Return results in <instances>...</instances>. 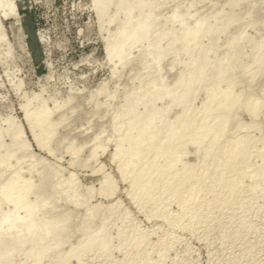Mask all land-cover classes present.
I'll return each instance as SVG.
<instances>
[{
  "label": "rangeland",
  "instance_id": "1",
  "mask_svg": "<svg viewBox=\"0 0 264 264\" xmlns=\"http://www.w3.org/2000/svg\"><path fill=\"white\" fill-rule=\"evenodd\" d=\"M10 1L16 4L15 9L18 10L17 15L2 19L8 41L0 42V144L4 145L0 147V152L1 155L8 151L13 153L6 157L7 160L10 158L6 163L5 156L0 155V158H4V164L0 165L4 172L2 177L0 175V186L13 175L14 170L17 172L22 167L19 175H23L25 183L27 180L32 185L25 198L33 200L40 185L47 180L45 193L37 199L38 206L43 209L40 211L45 210V213L36 212V216L40 218L43 215L40 219H45L42 221L47 218L49 221L56 214L68 218V224L62 222L68 225L66 229L63 224V229L69 235L65 244L61 248H51L49 255L36 264H58L59 253L67 252L69 247L76 246L96 230H99L100 239H107L105 247L93 245L78 258L71 256L59 264H264V188L251 191L250 178L242 180L237 196L228 206L220 207L226 193L212 176V154H209V177L196 192L197 206L191 202L178 204L176 198L169 197L168 192L146 201L131 186L129 176L120 177L118 161L111 158L118 136L127 128V115L116 121L127 99L135 96L137 101L134 106L138 114L152 110L158 115L165 112L168 122H172L180 112L179 107L168 98L150 101L144 93L151 85L161 82L166 85V91L174 92L176 78L185 62L189 61L186 57H177L184 42L177 40L173 51L158 63L154 62L152 54L160 47L157 48V37L163 38L165 32L171 33L178 28L176 19L170 18L171 13L175 10L177 14H184L189 7L191 16L187 14L186 24L188 20L191 22L187 25L196 20L200 45L214 47L209 51L211 55H208L211 66L214 67L225 54L229 40L245 38L241 52L236 55L241 59L238 61L235 56L229 61L235 70V82L229 91L238 93L245 85L244 97L257 96L259 99L255 116L243 104H235L227 116L224 132L210 143L217 146L225 138L234 141L249 139L250 147H258L259 152H253V148H250L246 162L253 166L261 163L264 158V68L249 82L246 81L251 79V75L241 68L254 62V45L264 39V0H146L139 8L135 6L137 0H123L117 10L115 4L118 0H111L101 21L90 5L91 0ZM148 11L154 16L153 30H157L155 36L153 32L152 36L150 34L153 38L149 36L148 40L152 39L153 42L134 44L127 52L128 61L124 66L118 64L117 58L109 61L104 49L108 42L114 45L118 43V37L114 39L117 28L128 21L125 27L130 29ZM204 23L214 29L220 28L223 23L227 25L223 32H215L204 38L203 31L207 30ZM160 32L163 36H159ZM170 35L166 37V34L158 42L161 49L166 46ZM141 51L146 54L141 55ZM229 77L226 74L223 78ZM214 80L216 78L209 70L188 98L187 113H196L194 124L202 122V112L210 108L202 107L201 103L215 84ZM225 92L220 91L217 98L223 100ZM44 99L46 105L43 104V107L49 108V111L55 109L50 112L51 119H48L51 121L53 118L55 122L52 120L48 124L59 122L55 126L52 124L53 128L49 127L52 131L56 129L55 133L52 132L53 136L47 130L48 120L45 121L47 125L44 122L35 127V132L43 131L44 134L39 132L40 137L48 138L45 144L49 149L45 147L46 150L38 148L34 142L21 110L25 106L33 113L31 110L40 107ZM230 106L231 101L227 100L218 107ZM212 120L213 113L205 122ZM115 122H118L116 129L113 127ZM15 123L19 125L18 131H24V134L21 132L22 140L25 136L23 141L28 142L27 145L24 142L21 148L17 145L20 149L16 145L10 146L12 132H17ZM46 135L52 136V139ZM204 143L200 144L202 149L210 144L207 139ZM194 146L192 143L182 146L184 156L181 162L193 165V173L198 174L199 158L203 151H196ZM10 147L16 149L10 151ZM21 153H25L22 158ZM5 164L8 166L5 167ZM4 168H10L13 173L9 171L12 174H8ZM103 173L107 178L110 176L111 187L101 183ZM71 177L76 185L74 182L67 183ZM60 186H65L63 189L68 191L57 189ZM69 187L75 189L74 196ZM55 190L64 192L56 193ZM190 192L185 188L181 195L188 196ZM0 205V213L12 209L6 203ZM193 213L196 214L195 218L191 217ZM27 245H21L22 249H13L10 245L8 248H12L13 253H10L12 256L8 263L32 264V259L25 254L29 247Z\"/></svg>",
  "mask_w": 264,
  "mask_h": 264
},
{
  "label": "bare ground",
  "instance_id": "2",
  "mask_svg": "<svg viewBox=\"0 0 264 264\" xmlns=\"http://www.w3.org/2000/svg\"><path fill=\"white\" fill-rule=\"evenodd\" d=\"M145 1L146 0H137L135 2V6L139 8L145 4L144 3ZM110 2L111 0H91L90 5L93 7L92 9L95 10V13L100 21L107 12V7L110 4ZM14 4L10 0H0V42L2 43L8 41L6 40V34L3 29L2 19H7L10 18L11 16L17 15L16 11L18 9L17 8L15 9L16 4L15 5ZM122 4H123V0H118L117 3L115 4V10H117ZM147 8L148 10L150 9V5H148V3H147ZM188 8L189 7H187L184 14H177L175 10H174L175 12L173 11L171 13L170 18L176 19V22L178 23L177 24L178 28L177 29L173 28L175 32H173L174 30H172L171 32L170 29L169 31L171 33L169 32L167 33L164 30L165 36L167 34L166 37H168V34H172V35L169 36L170 37L168 38L169 40L167 39L168 40L166 41L167 44H165L166 46H163L164 47L163 49L160 48L161 45H159L158 43L161 42L163 38H165V36H163V33L161 32L159 33V36L160 34H162L163 38L157 37L158 35L156 36L157 39L158 38L160 39L159 41H157V39L155 40L156 37H154L153 39L158 44L157 48L160 46L159 47L160 49L159 48L155 49V52L152 54V58L155 63H158L163 56L173 51V48L176 46L175 44L177 40L182 39V41L184 42V47L181 50V54H178L177 57L179 59L186 57L189 59V61L185 62L183 66V70L176 78L175 81L176 88L174 92L169 93L168 90L167 92L164 88V86L166 85L163 82L158 84L151 83L153 85H151L150 88L148 87L147 88L148 90L145 89L147 90L145 93L143 92L144 95L148 96L149 98L148 100L150 101L162 99L164 97L168 98L170 102H173L179 107L180 112L174 117L175 119L172 120V122L170 121L168 122V120L165 119V116L167 115L165 112H162L158 115L154 110H152L144 114H138L137 112H135V106H136L135 103L137 100L135 101V96L130 97L129 99H127L123 108L120 110V112L116 117V121H117L123 115H127L128 122L125 131L118 136V140L114 145L111 158L113 160L116 159L118 161V169H119L120 177L129 176L131 186L135 188V190L138 192L136 193L141 195L143 200L150 201L153 198V196H161V194L168 192L170 194L169 197L176 198L178 204L183 205L186 202H191V204H193L194 206H197L195 205L196 192L199 191L200 186L209 177V175L207 174V170L211 162V164L213 165L212 171L214 172V175L212 176L216 178L215 182L219 184L221 189L226 193V198L221 202L220 207L228 206V204H230L237 196L241 188V182L244 178L247 177L250 178V182L252 183L249 184L250 185L249 188L251 191H254L257 188H264V158H262L261 163L258 166H253L246 162L248 156L250 155V148H253V152L256 153L259 152L258 147L256 146L250 147L249 145L250 140L246 138L238 139L235 141L229 138H225L222 141V143L217 146H214V144L210 142L214 141L215 137L221 136L222 132H224L227 116L229 112L232 111V108L234 107L235 104L236 105L243 104L244 108H246V110L249 113L255 116L257 115L259 109V99L257 96H254L252 98H249L250 97L249 96L248 99L244 97L245 94L244 91L246 90V86L244 84L243 85L245 86V90H243L244 89L243 86L241 87L242 89L238 93H233L231 90L229 91V89L235 82V76H233L235 70L231 65H229V61H231L237 54H239V51L244 45L245 38L238 37L229 40L226 44L227 53L225 52V54L222 55V57H220L216 61L214 67L211 66V62L208 55L210 53L209 52L210 49L213 46H211L210 48L207 45L205 46L200 45L201 39L200 41L197 39L199 26L196 23L197 22L196 20L194 21L193 24L190 23L191 25H187L189 24V22H191V20L190 21L188 20V23L186 24L185 22L187 21L186 16L187 14H189ZM189 16L191 15L189 14ZM152 17L154 16H151L150 11H148L147 13L142 14V17L136 20L133 26L130 27V29H127L125 27V25L128 24V21L127 23L125 21L117 28L116 36H114V39L115 37H118V39L116 38L118 40V43L114 45L113 43L108 42L106 43L104 49L109 61H111L113 58H117L118 64L124 66L125 63L128 61L127 52L134 44L150 43L152 39H150V41L148 39L152 36V32H153V36H155L154 33L157 32V30L156 32L153 30L154 18ZM226 25L227 23H223L220 28L214 29L210 25L208 27V25L206 24L207 30L206 31L204 30L205 32L203 31L204 34L203 37L204 38L205 36L208 37L215 32H220V31L223 32L224 31L223 29ZM203 28L204 27L202 25L201 29ZM199 36H201V34ZM180 41L181 40H179V42ZM254 47L256 49L253 52V57L255 59L254 62L252 64L245 65L241 68L242 71H247L249 75H251V79L247 80L246 82L251 81L255 77V75L264 68V39H262L261 42L259 41V44L256 43V46L254 45ZM144 48L145 46L143 45L142 49ZM141 52H142L141 55L146 54L144 53V51ZM236 57L238 61L239 59H241V57L238 58L239 56ZM236 65L234 66L238 67ZM113 70L114 69H112V71ZM209 70H212V74L216 78V80H214L215 84L211 88L210 92L203 99L201 106L202 107L210 106V108L202 112L203 113V115L201 116L202 122L194 124L196 113L194 112L187 113L189 108L188 98L190 95L194 93V91L201 83V79L205 74H207ZM114 72L115 71H113V73ZM226 74L230 75V77L224 79L223 77ZM223 90H226V92L224 93L225 95L223 96V100L222 99L219 100L217 96L219 92ZM45 100L46 99L42 101L41 103L42 105H39L40 107L35 106L36 107L35 111L31 110L33 111V113H30L29 112L30 110L28 109L29 110L28 111L24 105H23L24 106L23 109L19 107L22 110V112H24L23 115L25 117L23 118H26V121L29 124L28 129H30L29 131L31 132L29 134L32 135L34 142H36L37 143L36 145L39 146L38 148H42V149L45 147L47 148L45 141H47L48 138L47 137L43 138V136L40 137V135L38 134L41 130L39 131L37 128V131L39 132H35L36 130L35 127L36 126L38 127L48 119L50 120L51 119L50 112L52 110L55 111L54 108L51 111H49L50 110L49 108L48 110L46 109L45 106L43 107V104L46 105ZM227 100L231 101L230 107H225V108L218 107L222 104V102L224 103ZM56 107L58 108L59 106ZM27 108L29 107L27 106ZM212 113H213V120L210 122H205L206 118H208L209 115L211 116ZM49 120L46 121L47 124L49 122L54 121L53 118H52L53 121L52 120L49 121ZM56 123L54 124L51 123L50 125L46 124L48 126L47 127L48 133L49 132L55 133L56 129H53L52 131L49 130V127L50 129L53 128V126H55ZM10 124L11 121L8 123V125ZM45 124L43 125L46 126ZM15 125L17 126L16 123ZM117 126H118V122H115L113 124L114 129H116ZM18 127L19 125L16 127L17 129L15 128L17 130L16 133L15 131L12 132L13 137L11 138L12 143L10 146L12 147L13 145L14 146L19 145L21 148L24 146V144L27 145L28 142L23 141L25 140L24 139L25 136H23L24 138L22 140L21 134L24 131H20V130L18 131ZM40 127L42 128L43 126ZM44 128L46 129V127ZM44 132L45 134H47L46 133L47 131ZM41 133H43V131H41ZM51 133L50 135L53 136V133L52 134ZM96 138L97 137H95L94 140H96ZM205 139H207L208 143L210 144L206 145L202 149L201 147L202 145L200 144L203 142L204 145ZM186 143L194 144L196 151H199L201 149L203 151V155L199 158L200 171L198 174L193 173V169H194L193 165L190 164L187 165L181 162V159L184 156L182 146L185 145ZM2 145L3 144H0V147ZM28 146L30 145L28 144ZM11 147H10V151L13 148H15L13 147L11 149ZM6 148L4 147V149ZM47 149H49V147ZM26 152L25 153L28 154V151ZM6 153L7 154L5 155H1L2 153L0 152V155L5 156L6 159V157L11 156L12 155L11 153L13 152L8 151ZM209 154H212L210 156V162L207 160ZM24 155L22 154L21 158L24 157ZM9 159L10 158H8V160ZM16 159L17 158H15L14 160ZM8 160L6 159L5 163L8 162ZM3 162H4V158L2 157L0 158V165L4 164ZM7 164H5V167ZM239 165H242V167L239 168ZM10 168H11V164H10ZM10 168L9 170L7 168H4V170L6 169L9 172L11 171ZM16 168L18 167L16 166ZM1 169L3 168H0V170ZM20 170L18 169L17 172L16 170H14L15 171L14 173L12 170L11 172L13 173V175L9 176L6 182H3L2 186H0V204L6 203L12 206V209H10L9 211L0 213V264H10L8 262L10 261L9 259L12 256V255L10 256V253L13 251L12 248L20 249L19 247H21V245L26 246V244H28L30 248L28 247L27 249L28 251L26 250L25 254L26 256L32 259V264H36L39 261H41L43 258H45L47 254L49 255V250H51V248L54 247L61 248L60 246L65 244L69 236L68 233L66 232V229L68 228L66 227V225L68 224L67 221L68 218L63 216V214H56V215L53 214L55 216H52V219L49 216V218L51 219L49 221H47L48 218L46 219V221H42L45 219L44 218L45 214L43 217L44 219L42 220L40 218L43 215H40L39 216L40 218L36 216L38 214L45 213V210L44 212H41L43 211V209L38 206L37 199H39L41 195L45 193L47 180H45L40 185V189L37 191L38 194L36 193L34 199L29 200L28 198H25V196H27L32 185L30 181L27 182V180L25 183L24 181L25 179L23 180L24 178L23 175H22L23 178L21 177V174L19 175V172H21ZM3 173L4 172H2V174L0 173L1 177L3 176ZM12 173L9 172L8 174H12ZM226 175L228 177H226ZM109 177L107 178L105 174L102 175L101 183L103 184V186L105 184L106 185L109 184V186L111 187L112 180L110 181L111 178L109 179ZM3 178L6 179V176H4ZM70 179L71 181L67 182L68 184L74 182L72 181L73 180L72 177ZM75 183L76 182H74L73 184ZM71 185L72 184H70L69 186ZM62 186H60V188L57 189H61ZM74 188L69 187V190H72L71 192L73 196L76 192ZM185 188L188 191H192V193L190 192L188 196L181 195V191ZM63 190L61 191L55 190V192L61 193L64 192ZM72 201H76V200H72ZM87 209H89V207ZM36 212H38V214H36ZM191 217L195 218L196 214L193 213ZM64 221L67 222L66 225L62 223ZM85 223L86 225H88L89 221L88 223L87 222ZM63 224L65 225L66 228L65 230L63 229L64 228ZM83 228H85V225H83ZM28 240H30L29 243L31 242V244L26 243L28 242ZM51 240H53L54 242H51ZM96 244L100 245V247L102 248L105 247V245L107 244L106 238L100 239L99 230L93 232L92 235L87 237L85 240H80L76 244V246L69 247L67 252L59 253L57 256V261L60 262H58V264L64 262L67 258L71 256H75L78 258L80 255L85 253L87 249H89L90 247ZM10 245L13 246L11 249L8 248L10 247ZM16 251L17 250H14V252Z\"/></svg>",
  "mask_w": 264,
  "mask_h": 264
}]
</instances>
